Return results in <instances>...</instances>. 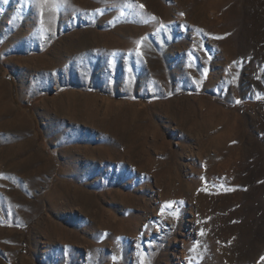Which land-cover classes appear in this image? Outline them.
<instances>
[{
	"label": "rangeland",
	"instance_id": "1",
	"mask_svg": "<svg viewBox=\"0 0 264 264\" xmlns=\"http://www.w3.org/2000/svg\"><path fill=\"white\" fill-rule=\"evenodd\" d=\"M261 257L264 0H0V264Z\"/></svg>",
	"mask_w": 264,
	"mask_h": 264
},
{
	"label": "bare ground",
	"instance_id": "2",
	"mask_svg": "<svg viewBox=\"0 0 264 264\" xmlns=\"http://www.w3.org/2000/svg\"><path fill=\"white\" fill-rule=\"evenodd\" d=\"M65 100V99H64ZM74 102V101H73ZM75 103H78V102H75ZM74 104V103H73ZM65 105V104H64ZM76 105V104H75ZM86 107V106H85ZM74 115V114H73ZM77 115V114H76ZM106 117V116H105ZM151 158V157H150ZM149 160H151V159H149ZM152 161V160H151ZM214 169H215V167H214ZM210 172V171H209ZM170 175V174H169ZM162 176H164V177H166L167 179H169L168 178V175L166 176L165 175V173L164 174H162ZM148 177V176H147ZM163 178V177H162ZM194 178V177H193ZM185 180V179H184ZM200 181V180H199ZM203 182V181H202ZM166 184V183H165ZM167 186H166V189L168 190V191H170L171 190V188L169 187V186H171L172 184H171V182L170 181H167ZM202 184V183H201ZM180 186V185H179ZM195 187V186H194ZM204 188V187H203ZM182 189H183V187H182ZM198 189V188H197ZM64 191L62 192L60 189H55L54 191H52L53 193H52V195H54V197H56V198H59V197H62L63 196V194H67V192L70 190V187L69 186H66L64 189H63ZM162 191H165L163 188L161 189ZM204 190V189H203ZM194 191V190H193ZM197 191V190H196ZM166 192V191H165ZM196 193V192H195ZM175 194V193H174ZM77 195H79L80 196V198H81V195H80V193L78 192L77 193ZM186 195V194H185ZM197 195V194H196ZM88 198V197H87ZM188 198V197H187ZM89 200V199H88ZM83 201V200H82ZM81 202V199H80V201H79V203ZM93 202V201H92ZM91 202V203H92ZM199 202V201H198ZM87 203L85 202L84 204H83V207L86 205ZM95 203L93 202V205H94ZM90 206V205H89ZM199 207V206H198ZM87 207H85L84 209H86ZM119 226V225H118ZM136 226V225H135Z\"/></svg>",
	"mask_w": 264,
	"mask_h": 264
},
{
	"label": "snow or ice",
	"instance_id": "3",
	"mask_svg": "<svg viewBox=\"0 0 264 264\" xmlns=\"http://www.w3.org/2000/svg\"><path fill=\"white\" fill-rule=\"evenodd\" d=\"M167 203H168V205H171L174 202H167ZM261 259H264V257H261Z\"/></svg>",
	"mask_w": 264,
	"mask_h": 264
}]
</instances>
